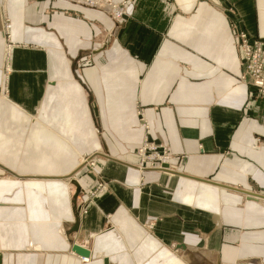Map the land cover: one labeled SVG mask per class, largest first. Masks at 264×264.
Wrapping results in <instances>:
<instances>
[{"label":"crops","instance_id":"obj_1","mask_svg":"<svg viewBox=\"0 0 264 264\" xmlns=\"http://www.w3.org/2000/svg\"><path fill=\"white\" fill-rule=\"evenodd\" d=\"M127 8L0 0V264H264V96L232 33L264 38V0ZM145 136L170 171L139 169ZM83 155L109 183L87 214Z\"/></svg>","mask_w":264,"mask_h":264},{"label":"built area","instance_id":"obj_2","mask_svg":"<svg viewBox=\"0 0 264 264\" xmlns=\"http://www.w3.org/2000/svg\"><path fill=\"white\" fill-rule=\"evenodd\" d=\"M69 1L91 8H96L98 10L106 11L116 22L120 19V17H122L123 9L125 8V2L115 4L111 0ZM7 28V26H4V39L9 38V36H7L9 35ZM235 31L237 32L236 46L238 47L240 52L238 61L241 69L237 81L239 83L253 87L259 96H264V38L251 39L243 31ZM142 126L144 130L147 129L145 123ZM137 156L139 158V169L150 168L162 170L164 172H168L171 170L168 165L170 156L167 153L166 149L162 146L150 143L147 140L146 136L141 142L139 149L137 150ZM84 159L85 158H82L83 166H86L88 168L93 166L92 159L89 158L85 161ZM102 189H105V186L99 185L96 192H100ZM77 208L79 212L81 210L80 205H78ZM89 249L87 248L88 251ZM88 258H82V260L87 261Z\"/></svg>","mask_w":264,"mask_h":264},{"label":"rangeland","instance_id":"obj_3","mask_svg":"<svg viewBox=\"0 0 264 264\" xmlns=\"http://www.w3.org/2000/svg\"><path fill=\"white\" fill-rule=\"evenodd\" d=\"M69 1V0H68ZM112 1V0H111ZM69 2H71V1H69ZM113 2V1H112ZM128 2H130V0H127L126 2H125V8L123 9V15H122V17H120V19L118 20V21H121V20H124V19H128L129 17H130V14H131V12H130V10L127 8V5H128ZM71 3H73V2H71ZM114 3V2H113ZM123 3V2H122ZM73 4H77V3H73ZM127 4V5H126ZM78 5H81V4H78ZM81 6H84V5H81ZM84 7H88V6H84ZM88 8H91V7H88ZM92 9H96V8H92ZM96 10H98V9H96ZM98 11H100V12H103V13H105V14H107L109 17H110V19L112 20V21H114L112 18H111V16H110V14L108 13V12H106V11H102V10H98ZM117 21V22H118ZM114 22H116V21H114ZM8 23H7V21H5L4 22V24L3 25H6V26H8L7 25ZM9 28V27H8ZM3 30H4V28H3ZM7 31H8V29H7ZM232 33H233V41H234V43H235V47H236V51H237V55H238V59H239V55H240V52H239V49H238V47L236 46V41H237V38H236V34H237V32L235 31V29H232ZM244 33H246V32H244ZM247 34V33H246ZM248 35V34H247ZM7 36H9V35H7ZM5 39H7L5 42H6V46H7V50L9 51V49H11L9 46H12V43H11V41L9 40L10 39V37L9 38H5ZM6 55V54H5ZM139 149V148H138ZM137 149V150H138ZM136 153H137V151H136ZM137 155V154H136ZM83 158H85L84 159V161L85 160H87V159H92L91 157L92 156H88V155H83L82 156ZM80 162H81V167H85L86 169H87V171H88V173H90V174H92L94 177H95V183H94V186L92 187V188H87L86 190H81V194L79 193V196L80 195H82L84 198H82V201H80L79 200V202H77L78 204H76V207L78 206V205H80V211L82 212V214H87V212H88V209H89V207H91V206H93L94 204H95V202H96V200L100 197V196H102V195H104V194H106V192L108 191V181L105 179V178H103L102 176H100V174H98L97 173V171L95 170V163H94V161H93V159H92V163H93V166H91L90 168H88V167H86V166H83V163H82V158L80 159ZM99 185H102V186H105V189H102L100 192H96V190H97V188L99 187ZM81 197V196H80ZM107 217H105V219H106ZM104 231H102V232H100V233H98V235L99 236H103L104 235ZM97 235V234H96ZM93 236L94 235H92V234H90V236L88 237V239L85 241V245H86V247L89 249H91L92 248V246H93ZM180 256V255H179Z\"/></svg>","mask_w":264,"mask_h":264},{"label":"water","instance_id":"obj_4","mask_svg":"<svg viewBox=\"0 0 264 264\" xmlns=\"http://www.w3.org/2000/svg\"><path fill=\"white\" fill-rule=\"evenodd\" d=\"M166 167V166H164ZM74 188H75V193H74V196H73V205L75 206V212L78 213V208L76 207V198L77 196L79 195L80 193V186L77 182H72L71 183ZM247 196L250 198L253 196V194H247ZM73 252L77 255H79L81 258H88L89 257V251L88 250H85V249H82V248H79V247H73Z\"/></svg>","mask_w":264,"mask_h":264},{"label":"bare ground","instance_id":"obj_5","mask_svg":"<svg viewBox=\"0 0 264 264\" xmlns=\"http://www.w3.org/2000/svg\"><path fill=\"white\" fill-rule=\"evenodd\" d=\"M83 158L82 156L80 157V159ZM81 165V164H80Z\"/></svg>","mask_w":264,"mask_h":264}]
</instances>
